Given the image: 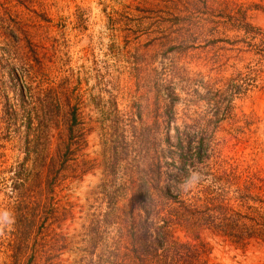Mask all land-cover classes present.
Returning <instances> with one entry per match:
<instances>
[{"label":"rangeland","instance_id":"1","mask_svg":"<svg viewBox=\"0 0 264 264\" xmlns=\"http://www.w3.org/2000/svg\"><path fill=\"white\" fill-rule=\"evenodd\" d=\"M225 1L226 10L242 3L248 23L264 32V0ZM6 2L19 30L11 33L8 20L6 31L0 29V94L8 93L13 111L8 125L0 120V184H10L12 177L19 178L17 172L34 167L25 152L32 144L25 124L33 114V123L42 125L37 117L44 115L47 122L41 127L49 126L52 136L45 163L54 158L48 176L59 187V205L67 209L52 234H37L38 254L50 259L39 264H94L95 256L118 239L113 229L121 228L120 210H127L145 179L176 175L181 166L174 161L178 139L189 168L181 184L193 174L197 180L187 190L175 181L163 197L156 192L162 186L152 187L151 197L158 204L169 205L166 198L174 199L180 190L182 201H194L198 190L209 184L208 175L228 168L226 163L237 169L236 175H264V52H258L264 45L251 40L247 30H235L228 19L215 18L219 4L156 0L143 8L132 0H0V6ZM186 2L195 5L193 13H183ZM256 4L259 8L250 7ZM211 9L210 19L219 21V27L210 24ZM3 10L0 18L6 19ZM179 19L197 29L184 30L177 42L169 43L168 35L177 38L170 32ZM27 26L32 27L29 37ZM67 77L73 82L65 91V96L72 94L71 104L62 110L59 86ZM47 93H55V100L41 105L36 98ZM63 112L78 115L72 131H84L80 153L65 140L69 133L58 138L60 120L68 119ZM201 145L203 150L195 155ZM47 172L43 168L42 175ZM257 187L245 193L251 199L247 206L264 213ZM5 201L0 193V264H31L28 254L22 255L24 248L12 246L14 220L4 216ZM203 234L213 248L211 263L264 264V246L235 249ZM176 235L184 252L188 234Z\"/></svg>","mask_w":264,"mask_h":264},{"label":"trees","instance_id":"2","mask_svg":"<svg viewBox=\"0 0 264 264\" xmlns=\"http://www.w3.org/2000/svg\"><path fill=\"white\" fill-rule=\"evenodd\" d=\"M132 1H138L137 6L146 8L150 6L147 3L148 1L156 0ZM192 1L194 3V0ZM201 2L203 6H206L207 2H211L214 6L219 4L221 10L215 18L228 19L232 24H236L233 27L235 30H247L251 34V40H254V42L258 41L260 45H264V32L248 23V9H243L244 5L242 3L241 5L238 3L234 5L236 10L233 7L226 10L223 7L224 4H227L225 0H201ZM193 3L186 2L188 8L184 9L183 13H193L191 10H196ZM7 5L0 6V8L4 7L3 16L6 18H0V29L1 31H6L3 26H6V21L8 20L10 26L8 24L7 26L9 28L12 27L10 32L15 33V31L19 30V24L15 18L16 16L12 17L13 8L8 3ZM151 6L153 7L154 4L152 3ZM250 7L259 8L257 4ZM208 16L212 27L221 25L219 21L210 19L211 16H214L212 15V9ZM175 24L177 29L171 31L170 34L177 38H171L172 36L168 35L167 41L169 43L177 42L182 37V31H191V28L197 29L198 26L194 23H186L184 19L177 20ZM31 28L27 26L25 31L28 37L31 35L29 31ZM258 52L262 53L264 50L262 49ZM72 83L71 77H67L62 79L59 86L60 97H63L60 98L58 106L62 110H67L70 107L72 94L65 96V91H68ZM48 93L45 96L38 95L36 100L41 105H45V102L49 100L54 101L55 93L53 96H49ZM19 94L23 96L22 90L19 91ZM18 97L16 98L22 102L23 99ZM1 99L3 101L0 120H2L3 124L8 125L13 112L9 106L8 93L0 94ZM58 99H56V104ZM62 115H68V119L60 120L61 128L58 138L62 140L66 133L67 135L69 133V137L65 140L70 142V144L72 141L75 151L80 153L82 150L81 145L85 140L84 131L79 129L74 134L72 131L75 123L78 126V118L76 117L78 115L72 114L70 116L67 112H63ZM32 116L33 114L28 118V125L25 124L28 136L32 141L31 148L25 150V152L27 160L29 159L30 162L34 163V167L32 165L29 170L22 169L20 174L17 172L16 175H19V178L12 177L10 184H0V193L5 195L7 200L5 201V210L14 220L12 246L16 244L18 249L24 248L25 251L22 255L28 254L30 258L28 261L31 264H39L41 260L49 262L50 259L45 255L41 256L38 254L37 234L46 230L48 234H52L55 229L59 228L62 222L59 219H62L67 214V209L59 205L58 195L56 194V190L59 187L54 186V180H49L48 173L54 169L52 162L54 158L45 163L50 147L46 146V143L52 137L49 134L51 128L49 126L41 127L43 126V120L46 121L44 115L37 117L42 125L39 123L34 124L33 121H36V118ZM52 116L49 117L48 121L52 119ZM60 122L57 123L56 128ZM6 130L8 131V126ZM178 141V149L175 150L177 158L174 161L178 160L181 166L176 168V175L170 179H165L164 174H156L150 181L147 178L145 179V187H142L141 191L138 190L132 195V199L127 205V210H123L124 208L120 210L118 225L121 228L113 229L116 230L118 239L109 243L107 250H103L102 256H95L96 261L94 264H214L209 259L213 248L209 247L210 244L205 241L203 233H210V239L218 240L223 244H230L235 249L246 250L254 244L264 246V213L259 209H252L247 206L251 199L245 196V193L249 192L252 186L257 187L255 185H259L257 188L260 189L264 200V175L251 172L236 175L237 169L226 163L228 168L222 169L224 166H219L220 168H216L208 175L211 177L209 184L199 189L198 196H195L194 201L189 204L181 200L183 190H180L178 195H175L172 200L166 198L167 201H165L162 198L165 202L169 201V205H161L153 201L154 199L151 197L149 189L162 186L160 190L156 191L160 195L157 196L156 194V196L163 197L168 194L169 184L178 181V186H182L181 178L183 174L186 176L188 173L189 168L187 167V159L183 155L182 140L178 139ZM201 149L203 150L202 145L196 149L195 155H200ZM191 164L193 162L189 163V165ZM28 166L29 164H27ZM34 168L37 170L35 171ZM43 168L49 171L45 176L42 175ZM240 183H243V186L239 190L236 192L234 190L231 191L234 186ZM225 184L233 187L227 189ZM44 186H46V189ZM229 194L232 195L231 198ZM235 195L236 197H233ZM258 203L264 206L263 202L258 201ZM178 232H186L188 234L185 236V238H189V241L185 244L184 252L179 249L181 244H178L180 240V237L176 235ZM196 241V244H192ZM111 247L112 249H110ZM113 247L116 248L115 252ZM13 256H15V252Z\"/></svg>","mask_w":264,"mask_h":264},{"label":"clouds","instance_id":"3","mask_svg":"<svg viewBox=\"0 0 264 264\" xmlns=\"http://www.w3.org/2000/svg\"><path fill=\"white\" fill-rule=\"evenodd\" d=\"M197 180V176L196 174H193L192 177L185 182L184 185H182L181 187L184 188L185 190H187L188 187H191L194 185L195 181ZM9 214L5 213L4 216L8 217ZM13 221L11 219L8 220V223H12Z\"/></svg>","mask_w":264,"mask_h":264}]
</instances>
